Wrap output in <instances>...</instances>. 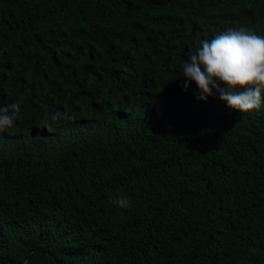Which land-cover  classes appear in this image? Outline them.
Wrapping results in <instances>:
<instances>
[{"label":"trees","instance_id":"obj_1","mask_svg":"<svg viewBox=\"0 0 264 264\" xmlns=\"http://www.w3.org/2000/svg\"><path fill=\"white\" fill-rule=\"evenodd\" d=\"M239 27L264 0H0V264H264V102L182 87Z\"/></svg>","mask_w":264,"mask_h":264},{"label":"clouds","instance_id":"obj_2","mask_svg":"<svg viewBox=\"0 0 264 264\" xmlns=\"http://www.w3.org/2000/svg\"><path fill=\"white\" fill-rule=\"evenodd\" d=\"M182 87L187 90L195 83L199 98L204 100L215 93L231 109L241 113L259 109L264 102V36L246 27L228 28L213 39H203L195 52H189L182 64ZM20 107L16 103L0 107V132L12 128ZM74 119L57 111L53 120ZM126 208L127 197L117 196L110 201Z\"/></svg>","mask_w":264,"mask_h":264},{"label":"bare ground","instance_id":"obj_3","mask_svg":"<svg viewBox=\"0 0 264 264\" xmlns=\"http://www.w3.org/2000/svg\"><path fill=\"white\" fill-rule=\"evenodd\" d=\"M220 105H221V104H220ZM216 106H217V105H216ZM222 106H224V105H222ZM229 112H230V111H229ZM203 114H204V113H203ZM223 114H225V113H223ZM227 114H228V113H227ZM203 116H204V115H203ZM231 116H232V115H231ZM233 116H234V115H233ZM244 116H245V115H244ZM220 119H221V118H220ZM230 119H231V118H230ZM203 126H204V124H203ZM112 140H113V139H112ZM113 141H114V140H113ZM114 142H115V141H114ZM116 142H117V141H116ZM144 153H145V152H144ZM137 175H138V174H137ZM137 175H136V176H137ZM133 176H134V175H133ZM119 184H120V183H119ZM115 185H116V184H115ZM115 185H114V186H115ZM100 188H101V187H100ZM74 199H75V198H74ZM93 202H94V201H93Z\"/></svg>","mask_w":264,"mask_h":264}]
</instances>
